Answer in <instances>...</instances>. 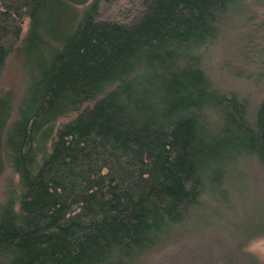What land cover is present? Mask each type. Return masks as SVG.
Listing matches in <instances>:
<instances>
[{"label":"trees","instance_id":"16d2710c","mask_svg":"<svg viewBox=\"0 0 264 264\" xmlns=\"http://www.w3.org/2000/svg\"><path fill=\"white\" fill-rule=\"evenodd\" d=\"M136 2L99 19L101 0H0V80L11 58L29 77L17 103L0 89V177L18 178L0 264H137L227 205L242 167L264 187V97L203 67L233 20L264 30V0Z\"/></svg>","mask_w":264,"mask_h":264},{"label":"rangeland","instance_id":"374dc122","mask_svg":"<svg viewBox=\"0 0 264 264\" xmlns=\"http://www.w3.org/2000/svg\"><path fill=\"white\" fill-rule=\"evenodd\" d=\"M137 8L136 0H101L98 18H123L129 9L136 12ZM258 22L233 20L203 63L221 89L249 98L252 106L264 97V30L257 32ZM23 70L11 58L0 80V89L12 91L16 103L29 82ZM242 169L244 176L238 185L229 186L227 205H206L178 230L175 239L137 264H247L248 259L264 263V237L252 241L244 238L264 230L262 175L254 163ZM12 180L17 182L18 178L6 168L0 177V208L15 197Z\"/></svg>","mask_w":264,"mask_h":264}]
</instances>
